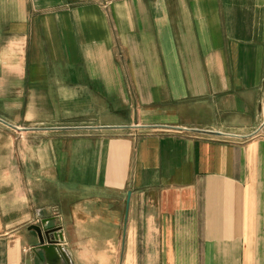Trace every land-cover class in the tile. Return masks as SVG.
<instances>
[{
  "label": "crops",
  "instance_id": "1",
  "mask_svg": "<svg viewBox=\"0 0 264 264\" xmlns=\"http://www.w3.org/2000/svg\"><path fill=\"white\" fill-rule=\"evenodd\" d=\"M0 120V264H264V0H0Z\"/></svg>",
  "mask_w": 264,
  "mask_h": 264
},
{
  "label": "water",
  "instance_id": "2",
  "mask_svg": "<svg viewBox=\"0 0 264 264\" xmlns=\"http://www.w3.org/2000/svg\"><path fill=\"white\" fill-rule=\"evenodd\" d=\"M1 121V120H0ZM2 123L10 126L6 122L1 121ZM11 127V126H10ZM205 133V132H204ZM211 135H217L219 136L220 134L218 133H208ZM50 223L48 221H44L40 226H33L31 230H34L38 234L39 238V248L43 251L46 252L48 256L52 255V251L61 250V243H62V235L57 233V230L53 228L52 226L49 225ZM64 256V254L62 253Z\"/></svg>",
  "mask_w": 264,
  "mask_h": 264
}]
</instances>
